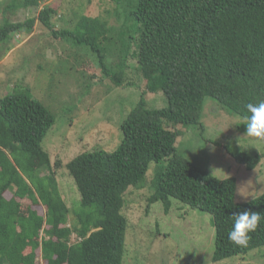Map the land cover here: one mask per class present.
<instances>
[{"label":"trees","instance_id":"trees-1","mask_svg":"<svg viewBox=\"0 0 264 264\" xmlns=\"http://www.w3.org/2000/svg\"><path fill=\"white\" fill-rule=\"evenodd\" d=\"M43 1L10 0L4 9L37 8ZM125 2L126 19L131 22L119 32L123 55L117 70L105 63L103 42L110 29L96 17L82 15L72 29L57 30L50 24L53 9L45 6L37 20L54 38L87 47L101 73L116 86L122 84L125 54L134 43L146 91L160 89L167 105L148 108L142 95L122 120L121 140L113 150L82 152L67 162L80 194L75 223L69 224V208L41 147L54 123L53 115L24 91L1 97L0 264H36V250L45 264H122L127 229L121 213L123 194L128 187L143 183L150 163L156 168L148 205L160 202L168 213L171 199H176L210 213L213 261L264 245V219L250 234L247 247L228 240L234 212L250 210L264 217V192L247 202H235V178L219 179L179 155L175 142L182 133L162 123H199L204 97L214 98L245 119L247 103L264 101V0ZM35 20H5L0 24V43L12 33L29 31ZM259 158V154L252 158L244 152L234 155L247 169ZM6 191H12L13 198L5 199ZM16 198L45 205V217L33 210L20 214ZM72 234L77 237L73 243ZM26 247L28 253H24Z\"/></svg>","mask_w":264,"mask_h":264},{"label":"rangeland","instance_id":"rangeland-1","mask_svg":"<svg viewBox=\"0 0 264 264\" xmlns=\"http://www.w3.org/2000/svg\"><path fill=\"white\" fill-rule=\"evenodd\" d=\"M9 1L0 0V24L30 17L36 20L29 31L12 33L0 43V98L21 90L53 115L54 123L41 147L69 208L67 223L74 224L80 194L67 162L82 152L113 150L121 140L120 124L139 98L143 95L148 108H161L167 105L166 97L160 89L146 91L134 43L125 54L122 84L116 86L101 73L96 56L87 47L54 38L37 20L38 11L45 6L53 9L50 24L57 30L72 29L82 15L96 17L110 29L103 42L105 63L117 70L123 55L119 32L127 30L131 22L126 19L125 0L120 4L114 0H45L37 8L16 11L4 9ZM162 123L182 133L175 142L179 155L219 179L235 178V202H247L264 192V140L247 136L245 118L214 98L204 97L199 123ZM239 152L252 158L259 154L260 158L247 169L234 159ZM155 168L150 163L143 183L128 187L123 194L121 213L127 219V229L122 264H264V245L213 261L210 213L176 199H171L168 213L160 202L148 205ZM23 207L26 210L25 204ZM38 211L44 214L45 207L39 205ZM75 241L72 234L70 242ZM36 256V264H45L39 251Z\"/></svg>","mask_w":264,"mask_h":264},{"label":"clouds","instance_id":"clouds-1","mask_svg":"<svg viewBox=\"0 0 264 264\" xmlns=\"http://www.w3.org/2000/svg\"><path fill=\"white\" fill-rule=\"evenodd\" d=\"M246 109L249 115L246 117V134L249 137L264 140V101L247 103ZM246 197V196H244ZM231 229L228 232L230 243L238 247H247L250 234L254 232L259 222L264 219L258 212L243 210L234 212Z\"/></svg>","mask_w":264,"mask_h":264},{"label":"crops","instance_id":"crops-1","mask_svg":"<svg viewBox=\"0 0 264 264\" xmlns=\"http://www.w3.org/2000/svg\"><path fill=\"white\" fill-rule=\"evenodd\" d=\"M3 196H4V198L7 199V200L13 198L12 191H8V194H7V191L4 192ZM16 200L20 203V214L25 215V214L27 213L28 210H33V211H35L39 216L45 217V214H46V206H45V205L39 203V205H43V206L45 207L44 214H40L39 211H38V206H39L38 204H33V203H32L29 199H27V198H24V199H18V198H16ZM25 201H26V203H24ZM24 204L26 205V210L23 209V208H24V207H23ZM41 235H42V233H41ZM27 248H29V247H26V249H27ZM26 249H25L24 253H28V252L30 251V248H29L28 251H26ZM36 251H39V250H36ZM36 251H35V253H36ZM39 253H40V251H39ZM36 258H37V256H36Z\"/></svg>","mask_w":264,"mask_h":264}]
</instances>
